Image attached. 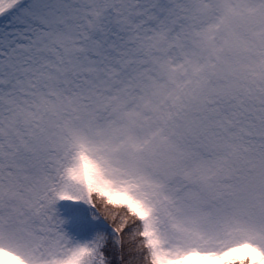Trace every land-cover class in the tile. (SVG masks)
Segmentation results:
<instances>
[{"label":"snow or ice","instance_id":"6c2138e0","mask_svg":"<svg viewBox=\"0 0 264 264\" xmlns=\"http://www.w3.org/2000/svg\"><path fill=\"white\" fill-rule=\"evenodd\" d=\"M0 264H264V0H0Z\"/></svg>","mask_w":264,"mask_h":264}]
</instances>
